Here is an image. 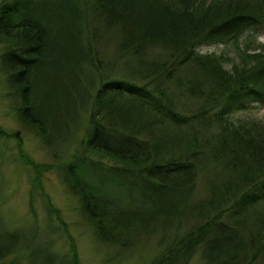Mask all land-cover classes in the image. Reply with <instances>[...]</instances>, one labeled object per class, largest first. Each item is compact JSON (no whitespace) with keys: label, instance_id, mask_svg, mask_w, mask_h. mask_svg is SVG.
<instances>
[{"label":"trees","instance_id":"16d2710c","mask_svg":"<svg viewBox=\"0 0 264 264\" xmlns=\"http://www.w3.org/2000/svg\"><path fill=\"white\" fill-rule=\"evenodd\" d=\"M246 24L264 25V0L1 3L8 96L57 162L32 159L21 140L34 172L30 208L40 197L47 227H14L0 212V264H82L45 190L54 169L107 244L155 236L163 248L152 264H194L197 252L199 264H256L264 255V124L235 114L264 99V43L238 44ZM229 39L235 59L198 49ZM207 173L212 192L193 205ZM55 232L69 250L54 249Z\"/></svg>","mask_w":264,"mask_h":264},{"label":"rangeland","instance_id":"374dc122","mask_svg":"<svg viewBox=\"0 0 264 264\" xmlns=\"http://www.w3.org/2000/svg\"><path fill=\"white\" fill-rule=\"evenodd\" d=\"M3 2L7 0H0V4ZM107 40L104 36L100 37L102 44ZM247 40L252 41V48L264 43V25L246 24L243 33H240L238 44L244 46ZM5 47L4 44H0V55ZM235 48L232 39L225 43L202 44L198 47L203 53L224 52L232 59L236 58ZM111 52L105 51L102 56L112 61L115 55ZM14 104V99L8 96L6 75L0 71V126L6 134L16 133V136L0 133V212L12 226H33V229L43 234L47 227V214L40 197L35 199V212L30 208L31 178L34 172L22 160L19 144L22 140L26 154L38 162L56 163L57 160L44 142L18 118ZM235 119H247L264 124V99L250 102L247 109L235 114ZM210 180L211 174L199 176L193 205L202 204L211 194L213 186ZM44 182L46 192L61 210L68 224V231L75 240L82 264H152V260L162 253L163 247L159 245V238L155 236L136 238L125 247L101 241L94 227L84 216L80 198L66 187L55 169L45 173ZM194 220L196 219L185 222L181 228L188 229ZM50 236L54 241V249L69 250V242L64 233L55 232ZM193 262L199 264L198 252L194 254ZM256 264H264V255L259 257Z\"/></svg>","mask_w":264,"mask_h":264}]
</instances>
